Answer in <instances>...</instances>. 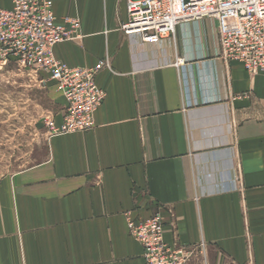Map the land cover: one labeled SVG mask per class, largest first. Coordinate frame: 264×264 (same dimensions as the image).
Listing matches in <instances>:
<instances>
[{"label":"crops","instance_id":"crops-1","mask_svg":"<svg viewBox=\"0 0 264 264\" xmlns=\"http://www.w3.org/2000/svg\"><path fill=\"white\" fill-rule=\"evenodd\" d=\"M129 2L55 1L58 20L82 23L55 58L108 59L107 97L93 129L48 138L39 160L0 175V264H145L126 214L159 208L166 241L205 244L208 264H264V76L222 58L214 19L157 44L126 35Z\"/></svg>","mask_w":264,"mask_h":264},{"label":"built area","instance_id":"built-area-1","mask_svg":"<svg viewBox=\"0 0 264 264\" xmlns=\"http://www.w3.org/2000/svg\"><path fill=\"white\" fill-rule=\"evenodd\" d=\"M55 1L13 0L11 9L0 8V61L45 69L65 101L61 122L46 123L49 138L96 126V113L107 97L97 76L111 66L102 59L95 67L74 68L55 58L57 45L82 38L81 20L71 15L58 20ZM127 12L124 33L139 34L150 44L172 37L181 23L214 19L222 58L241 63L250 76H264V0H130ZM161 211L137 219L131 212L126 214L129 234L142 246L145 264H191L197 253L202 264H208L205 244L166 241Z\"/></svg>","mask_w":264,"mask_h":264},{"label":"rangeland","instance_id":"rangeland-1","mask_svg":"<svg viewBox=\"0 0 264 264\" xmlns=\"http://www.w3.org/2000/svg\"><path fill=\"white\" fill-rule=\"evenodd\" d=\"M63 106L48 71L0 61V175L40 159Z\"/></svg>","mask_w":264,"mask_h":264}]
</instances>
